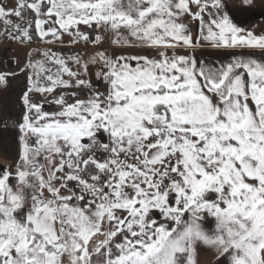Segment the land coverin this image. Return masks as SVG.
Returning <instances> with one entry per match:
<instances>
[{
    "label": "snow or ice",
    "instance_id": "1",
    "mask_svg": "<svg viewBox=\"0 0 264 264\" xmlns=\"http://www.w3.org/2000/svg\"><path fill=\"white\" fill-rule=\"evenodd\" d=\"M254 7L0 0V264H264V29L233 14Z\"/></svg>",
    "mask_w": 264,
    "mask_h": 264
},
{
    "label": "rangeland",
    "instance_id": "2",
    "mask_svg": "<svg viewBox=\"0 0 264 264\" xmlns=\"http://www.w3.org/2000/svg\"><path fill=\"white\" fill-rule=\"evenodd\" d=\"M9 47L15 49V45H10ZM17 54H19V50H17ZM12 55V51L5 53L4 46L0 45V64L3 63L4 58L11 61ZM21 60H23V57H21ZM12 70H15V66H13ZM20 86V80H11L7 87H0V114L4 116L11 115L12 117L18 115ZM17 150L18 141L12 134L0 135V164H4L6 160L13 158Z\"/></svg>",
    "mask_w": 264,
    "mask_h": 264
},
{
    "label": "crops",
    "instance_id": "3",
    "mask_svg": "<svg viewBox=\"0 0 264 264\" xmlns=\"http://www.w3.org/2000/svg\"><path fill=\"white\" fill-rule=\"evenodd\" d=\"M255 7L249 11H236L233 9L235 22L246 28L264 29V0H254ZM239 3V0H237Z\"/></svg>",
    "mask_w": 264,
    "mask_h": 264
}]
</instances>
